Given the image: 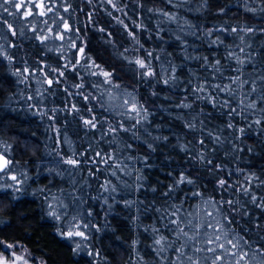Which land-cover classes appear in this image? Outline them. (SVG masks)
Wrapping results in <instances>:
<instances>
[{
  "label": "trees",
  "instance_id": "obj_1",
  "mask_svg": "<svg viewBox=\"0 0 264 264\" xmlns=\"http://www.w3.org/2000/svg\"><path fill=\"white\" fill-rule=\"evenodd\" d=\"M44 3L51 12L27 19L0 7V152L12 161L0 173V240L17 245L4 254L29 264H187L177 261L185 238L170 213L180 208L188 230L212 210L209 200L233 201L223 204L226 227L264 248V0ZM133 103L139 115L127 111ZM92 118L95 128L83 123ZM69 157L82 163L73 169ZM181 175L192 183H178ZM73 216L89 225L86 241L60 235Z\"/></svg>",
  "mask_w": 264,
  "mask_h": 264
},
{
  "label": "snow or ice",
  "instance_id": "obj_2",
  "mask_svg": "<svg viewBox=\"0 0 264 264\" xmlns=\"http://www.w3.org/2000/svg\"><path fill=\"white\" fill-rule=\"evenodd\" d=\"M112 0H109V3H111ZM31 4L32 7L28 8L27 11H25L26 5ZM3 5H11L15 8L17 13H21L22 18L27 19L29 16H32L34 14V9L39 8L40 11L38 15L40 16H45L48 12H51V8H46L44 0H39V3L36 2V0H20L19 3L16 2V0H3V4H0V7ZM113 7H115V4H113ZM5 12H8L9 15H13L14 13L10 12L7 7L4 8ZM65 11H68L67 8H65ZM165 15H168L165 13ZM171 18V17H169ZM63 29L64 32H69L71 31V26L67 21H64L63 24ZM9 30L13 31L12 26L9 25ZM35 31V28L33 29ZM103 31V29H101ZM233 31H236V29H233ZM14 34V31H13ZM131 35V33H129ZM51 35V29H49V36ZM38 39L43 42L44 40L48 39V36H38ZM56 39L63 40L64 35L63 33L58 34L56 36ZM72 47H76L75 44L72 45ZM80 53L83 54L84 49L80 48L79 49ZM243 51V50H241ZM239 63L243 64L244 61H238ZM77 64L79 61L76 62ZM135 63L140 67V68H146L147 65L144 60L137 59ZM27 71V69H25ZM55 71V70H54ZM95 74V73H93ZM105 77H109L111 74L108 72H103L102 73ZM146 75H153L151 71H148L147 73H142ZM60 76H63L64 73L60 72ZM47 83L49 86L52 85L53 80L47 79ZM239 80V77H236L234 80H232V84H235L236 81ZM57 83L59 81H56ZM106 83L108 82L107 80L105 81ZM165 83H168V81H165ZM244 83H248V81H244ZM243 85H241L242 87ZM76 87H81V85H76ZM216 88L219 89L221 92H228L231 94V89L229 85H225L221 87L220 85H216ZM255 87H253L252 91L255 92ZM197 92H203L204 88L203 86L197 87L195 89ZM31 98V97H30ZM85 99H88V97H85ZM243 103V101H241ZM125 105L129 104V101L125 100L124 101ZM225 106H228L230 109V113H235L236 109L231 108L230 101L225 100L224 101ZM184 107H189V105H184ZM249 108H255V103H251L247 105ZM127 111L129 113H136L139 115V110L137 106L133 103L131 104ZM83 123L90 127V128H95L96 123L94 122V118L92 119H85ZM137 124L140 123V120L136 121ZM257 124L260 123L259 120L256 121ZM229 127H232L230 124ZM127 131V129H124ZM116 129L110 128L109 132H115ZM243 132V129L240 130ZM104 135H107L105 133ZM218 139V138H217ZM203 143V141H201ZM97 157H100L101 160L105 164L108 163V160H111L112 157L108 156L107 159H105L101 153L97 152L96 153ZM67 165H69L71 168H77L82 161L75 158V157H69L63 161ZM87 162V161H85ZM93 164H98L99 161L93 159L91 161ZM211 163V161H209ZM12 165V161L7 158V156L4 154V152H0V172H6L7 170L10 169ZM119 167V165H117ZM115 175V173H113ZM11 179L13 181H16L19 183L17 180L16 176H11ZM192 183L191 180H187L185 176L181 175L178 183ZM226 181L224 179H221L219 181V186L224 187ZM11 187V185L9 186ZM114 190V189H113ZM19 191V189H17ZM43 191V190H42ZM105 191H107V188H105ZM245 193H247V189H244ZM167 195V193L165 194ZM194 195H200L199 193H195ZM53 201H55L57 198L52 197ZM253 202H255L256 197H252ZM206 204H211V209L212 210H206L204 213V219H202L200 222L193 223L192 220L188 221L187 228L188 230H185V226L183 225L182 221L179 218V213L181 211L180 208H176L175 211H172L170 213L171 216L177 217V219H172L170 220V223L172 225H176V228L173 229L174 231L177 232V239L185 238L184 239V244L181 245L180 248L175 249V251L178 253L177 255V261H183L186 260L187 264H200V255L201 253L208 254L204 258L205 260H208L210 256V264H253V262H257V264H264V248L257 247L253 249L252 245L250 242L242 236L238 235H233L231 233V230L226 227V224H231L233 221L227 216V215H222L223 212V204L227 203L229 206L233 204V201L228 200L226 202H220L219 205L214 200H209L205 202ZM61 208H66V205L61 204ZM49 208V215L56 219V220H61V215L58 214L57 209L54 207L52 203H49L48 205ZM91 215V213H89ZM217 215H220V219H217ZM89 225L86 223H81L77 221V218L73 216L71 218V221L69 222V229L66 232H61L60 235L62 237H65L67 239L72 240L75 237H79L82 241H86L88 239V235L85 233V231H82L81 229H86L88 228ZM194 230V231H193ZM193 232V234H189ZM165 240V237L161 236L160 239L155 241L156 245H160L161 248L160 250H164V245L163 241ZM189 241H195V243L189 248V251L191 254L189 255L187 252H185V248H188V242ZM17 247V245L12 244V243H5V241L0 240V264H29L28 260L25 259L23 256H17L13 252V258L10 260L4 253H6L9 249H14ZM81 247L80 243L76 244V248L73 249V251H77ZM91 254V253H89ZM257 257H260L261 260L257 261ZM173 264H176L174 261Z\"/></svg>",
  "mask_w": 264,
  "mask_h": 264
},
{
  "label": "rangeland",
  "instance_id": "obj_3",
  "mask_svg": "<svg viewBox=\"0 0 264 264\" xmlns=\"http://www.w3.org/2000/svg\"><path fill=\"white\" fill-rule=\"evenodd\" d=\"M78 61H79V63H78V65L80 64V57H78V59H77ZM0 173H2V172H0ZM15 253V252H14ZM13 251L11 250V251H9V253L6 255L10 260L13 258ZM15 255H17V256H23V255H21V254H19V253H15ZM24 257V256H23ZM25 258V257H24ZM26 259V258H25ZM18 264H19V262H18Z\"/></svg>",
  "mask_w": 264,
  "mask_h": 264
}]
</instances>
